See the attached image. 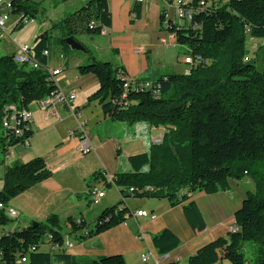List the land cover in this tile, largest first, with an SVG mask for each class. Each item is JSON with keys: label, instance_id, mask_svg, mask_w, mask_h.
<instances>
[{"label": "trees", "instance_id": "trees-1", "mask_svg": "<svg viewBox=\"0 0 264 264\" xmlns=\"http://www.w3.org/2000/svg\"><path fill=\"white\" fill-rule=\"evenodd\" d=\"M7 1L12 4L11 14L19 17L13 32L47 12L37 0ZM163 1L174 5L175 0ZM184 7L192 13L191 21L179 23L175 15L168 18L162 12L160 25L175 37L178 57L200 56L206 61L191 66L188 75L168 72L153 82L129 80L124 66L95 59L78 36H101L103 29L111 28L108 0H89L40 33L31 49L41 69L18 65L13 55L0 57V142L4 155L0 204L9 207L14 198L53 176L42 157L5 165L12 148L29 145L33 129L23 127L22 136H17L3 123L9 107L29 110L59 89L48 72L49 57L53 47H58L64 58L76 51L66 43L72 38L86 49L83 53L89 60L79 66V74L92 75L98 81L89 102H99L104 115L113 122L146 123L166 131L160 144L151 143L147 152L128 159L130 171L116 174L112 181L99 171L86 180L89 190L100 182L105 188L116 187L122 200L105 209L92 229L85 220L69 218L66 223L72 229L66 236L80 241L124 224L130 214L125 207L128 199H158L181 206L190 226L202 231L206 223L192 196L227 192L230 181L249 178L255 183V191L246 194L235 213L237 230L200 248L188 264L225 260L230 264H264V0H187ZM140 11L139 6L133 9L137 18ZM248 36L263 42L253 54L255 58L246 46ZM257 62H261L260 67ZM146 84L150 87L140 88ZM75 198L92 204L88 193ZM11 221L5 210H0V264H78L66 255L65 224L57 215L36 226L4 229ZM50 234L53 242L62 246L58 252L42 249L48 246ZM152 242L160 256L180 246L179 238L169 229L154 235ZM247 244L255 248L251 259L245 253ZM23 258L26 263H22ZM91 264L126 262L115 255Z\"/></svg>", "mask_w": 264, "mask_h": 264}, {"label": "crops", "instance_id": "crops-1", "mask_svg": "<svg viewBox=\"0 0 264 264\" xmlns=\"http://www.w3.org/2000/svg\"><path fill=\"white\" fill-rule=\"evenodd\" d=\"M108 1L112 26L106 29L107 35H101L105 41H101L98 47L100 57L95 59L102 61L106 58L105 55H110L107 62L124 66L129 80L145 78L152 82L160 74L168 73L166 56L169 52L177 54V63L184 64L183 56L178 57L174 36L160 25L162 12H166L170 18L168 10L173 5L163 0H146L142 4H138L136 0ZM136 6L140 7L141 13L139 18L133 19V9ZM42 26H45V22ZM160 41H164V44ZM256 41L248 48L252 55L263 45L261 40ZM13 42L19 43L16 39ZM15 50L16 48L7 55H12ZM137 50L143 53L137 54ZM253 56L255 58L256 55ZM65 59L66 57L63 60ZM84 63V59L77 57L73 65L66 59L62 66H58L53 63L52 53L50 54V69L61 68L64 73L71 69L74 71L73 81L67 78V74L62 75L63 71L55 77L60 90L76 93L74 113L66 107H57L54 112L48 113L37 103L35 107H29L34 116L33 136L28 146H16L10 150L5 165L16 161L27 163L36 157H42L53 176L9 203V208L18 213L12 230L45 222L51 215H57L62 225L69 218L85 220L88 225L95 223L99 215L119 203L122 196L120 190L112 186L107 188L105 197L97 208H87L86 201L75 198L77 194L88 193L86 180L99 171L104 172L108 181H112L118 173L130 171L128 159L147 152L154 133L160 137L165 133L164 128H152L145 123L132 124L134 132L122 137L109 130L106 135L95 133L99 126L111 120L104 115L99 102H89V97L98 88V81L92 75L79 74L78 68ZM185 67L187 70L186 65ZM186 70L179 74H184ZM80 120L87 123L84 134L80 130ZM84 141L93 151L81 156ZM95 154L97 161L93 166L87 159ZM2 179L3 166H0V189L3 187ZM245 180L246 184L251 182L249 178ZM241 183H244L243 180L237 181V186ZM245 197L244 193L237 195L233 192L231 181L230 191L215 195L195 193L191 199L197 204L206 223L202 231L190 226L181 206L173 207L158 199H128L125 200V207L130 213L148 211L156 219L133 216L126 224L99 235L80 241L70 238L73 247L66 249V255L78 261V264H91L101 257L115 255L122 256L126 264H188L189 258L200 248L218 238L228 237L234 229L237 230L235 213L241 208ZM93 227L90 225L89 229ZM166 229L179 238L180 246L170 254L160 256L155 251L152 238ZM62 233L66 234L67 231L64 229ZM144 256L148 257L146 261H143ZM217 264L230 262L225 260Z\"/></svg>", "mask_w": 264, "mask_h": 264}, {"label": "built area", "instance_id": "built-area-1", "mask_svg": "<svg viewBox=\"0 0 264 264\" xmlns=\"http://www.w3.org/2000/svg\"><path fill=\"white\" fill-rule=\"evenodd\" d=\"M146 0H136V2L142 4ZM187 4V0H175L173 9L175 12V18L176 22H182L183 20L187 19L188 21L192 20V13L185 9V5ZM11 11H12V4L10 1L7 0H0V42L6 40L7 37H11L12 33L9 32L7 28V24L11 19ZM133 19H137L136 14H132ZM167 24V22L165 23ZM101 35H107L106 29H103L101 32ZM175 38V37H174ZM176 40V39H175ZM16 50L12 54L13 60L18 65H27L34 69H41V65L36 61L33 57L32 49L25 45H19L18 43H15ZM137 54H142L143 52L141 50L136 51ZM45 56H49L48 52H44ZM60 58L63 60L64 56L61 55ZM183 63L188 67L185 74H189V69L191 66L197 65V64H204L206 63L205 60H203L200 56H197L196 58L187 55L183 57ZM62 69L58 68L56 70H52L49 68L48 72L52 78H55L56 76L60 75L62 73ZM128 88V85L125 86ZM150 87L149 84L144 85V87L141 85L140 88H148ZM76 93L75 92H69L66 93L65 91H62L58 89L56 92H53L52 94L48 95L44 99L40 100L37 104L40 106V108L48 113H52L56 110L57 107H66L68 108L72 113H74V102L76 100ZM8 114L4 118L3 126L6 129L13 130L17 136H22V128L28 127L33 125L34 116L33 113L30 110H17L15 107H9ZM80 130L84 134L85 127L87 125L86 121L80 120ZM72 136H75V134H72ZM163 136L156 137L152 139V143L154 144H160L163 140ZM26 145H28V142H26ZM93 151L92 147L84 141V145L82 147V150L80 151V155L84 156L86 154H89ZM105 185L104 183H96L94 184L91 189L88 191L89 197L91 199L92 204L98 205L101 200L105 197ZM131 192L134 191V189L130 190ZM0 210H5L6 215L11 219H18V213L12 209V208H5L3 204H0ZM150 217L151 219H156V216L151 214L148 211H137L134 213H130L126 215V222L131 217ZM78 223L80 221L78 220ZM65 230L68 232L72 229V225L70 223H65L64 225ZM235 231V229H234ZM67 234V233H66ZM63 237L64 244L63 248L68 249L73 247V243L70 241V238L67 236ZM54 237L53 235H48L47 242H48V250L52 252H58L62 246L60 244L54 243ZM148 259L147 256L143 257V261H146ZM27 259L23 258L22 263H26Z\"/></svg>", "mask_w": 264, "mask_h": 264}, {"label": "rangeland", "instance_id": "rangeland-1", "mask_svg": "<svg viewBox=\"0 0 264 264\" xmlns=\"http://www.w3.org/2000/svg\"><path fill=\"white\" fill-rule=\"evenodd\" d=\"M37 1L41 2V8L47 11L46 15L44 17L40 15L38 19L27 22V24L23 30L13 32L15 24L19 20V17L11 14V19L7 24V28L9 30V32L12 33V35H11V37H7L5 41L0 42V57L7 55L14 48H16V45L13 42L14 39H16L19 42L18 43L19 45H25V46L32 48L34 46L35 39L40 35V33L47 30L48 26L50 27L51 24H54V23L64 19V17H67V16L73 14L76 10L83 7L87 3V1H89V0H70L67 2H57V0H37ZM168 12H169V16L174 19V15H175L174 9L169 8ZM44 22H45V26H42L44 24ZM78 40L80 41V43L87 46L91 50L94 57H96V58L100 57L99 52H98V47H99L101 41H105L104 38H102L101 36L79 35ZM255 41L256 40H254L248 36L247 42H246L247 48L250 49L252 43ZM160 42L162 44H164V41H160ZM176 50H177V52L179 50V47L177 45H176ZM183 52H184V50L181 51V53H183ZM60 55H61V51L59 50V48L53 47L52 48V61L54 64H56L58 66H62L65 63L66 59L70 62V65H73L74 60L77 57L84 59V62L86 64L89 62L88 55H86L85 53L80 52V51H71L65 60L60 59ZM176 55L177 54L169 52V54L166 56V60L168 62L167 63V65H168L167 71L168 72L180 73V72H183L186 70V67L184 64L177 63ZM105 56H106V58H103L102 61H109L110 55L109 56L105 55ZM257 63H258V67H260L261 62H257ZM71 70H69L68 72L66 71L67 73L66 72L64 73V71H63L62 75L67 74V78L69 80L73 81L74 71H71ZM31 106L35 107L36 103L32 104ZM107 130L111 131L112 133H114V135L119 136V137L125 136L129 132L130 133L134 132V129L131 127V125L129 123L110 121L108 123H105L103 126H99L95 130V133L106 135ZM165 131H166V129H165ZM156 137H159V136L154 133V135H152V139L156 138ZM40 138L41 137H39V139ZM2 150H3V146H2V143L0 142V165L4 161V155L2 153ZM95 160L97 161L96 154H95V156H93L91 158L88 157L87 162H90L91 164H93V166H95V162H96ZM81 164H83V163H81ZM245 179H243L244 183H241L240 186H237V181H235V180L231 181L232 189H233V192L235 194H237V195H239L241 193L247 194L248 192H254L255 191V183L253 181H251L249 184H246ZM105 191H107V188L105 189ZM96 206L97 205H94V204H88L87 208H91L92 210H94L95 208H97ZM11 220L12 221L7 226H5L4 229L11 230V228H13V226L16 224L17 220H15V219H11ZM90 225L94 226V223H91ZM1 233H2V231L0 230V234ZM42 249L45 251L48 250L47 246L42 247ZM254 249L255 248L253 247V245H251V244L246 245L245 253H246V256L248 259H251L252 255L254 253Z\"/></svg>", "mask_w": 264, "mask_h": 264}, {"label": "water", "instance_id": "water-1", "mask_svg": "<svg viewBox=\"0 0 264 264\" xmlns=\"http://www.w3.org/2000/svg\"><path fill=\"white\" fill-rule=\"evenodd\" d=\"M66 43L71 47L72 50H76V51H80V52H85L86 49L79 44L78 42H76L74 39L69 38L66 40ZM37 223H33L32 226H36Z\"/></svg>", "mask_w": 264, "mask_h": 264}]
</instances>
